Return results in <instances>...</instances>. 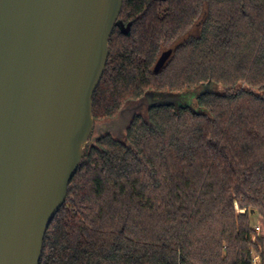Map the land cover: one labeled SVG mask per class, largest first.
<instances>
[{
    "label": "trees",
    "instance_id": "16d2710c",
    "mask_svg": "<svg viewBox=\"0 0 264 264\" xmlns=\"http://www.w3.org/2000/svg\"><path fill=\"white\" fill-rule=\"evenodd\" d=\"M109 48L41 264H264V0H124Z\"/></svg>",
    "mask_w": 264,
    "mask_h": 264
},
{
    "label": "water",
    "instance_id": "95a60500",
    "mask_svg": "<svg viewBox=\"0 0 264 264\" xmlns=\"http://www.w3.org/2000/svg\"><path fill=\"white\" fill-rule=\"evenodd\" d=\"M123 3L0 0V264L42 262L47 231L95 141L93 99Z\"/></svg>",
    "mask_w": 264,
    "mask_h": 264
},
{
    "label": "rangeland",
    "instance_id": "374dc122",
    "mask_svg": "<svg viewBox=\"0 0 264 264\" xmlns=\"http://www.w3.org/2000/svg\"><path fill=\"white\" fill-rule=\"evenodd\" d=\"M204 88L203 87H200L198 89H196L194 92L188 94V95H177V94H174V95H177V100H175L174 102L176 104H181V105H189L191 107H193L194 109H198V105H197V95L200 94V91ZM210 90L212 91H220V92H223L224 89L223 87L221 86H215V85H210ZM166 94L164 93H160L158 94L157 96H154L155 97V100H162L164 99ZM135 107V106H134ZM133 107V108H134ZM147 107V103H143L142 106L140 107L139 110H145V108ZM132 112H128L125 114V117H120L118 118L117 121H115L116 123H114V121L112 122H107L106 124H104V127L106 129H108V131L114 135L115 137L117 138H123L124 137V133H125V126H120L121 123H123V121L126 119L128 121V119H130V114ZM120 123V124H119ZM98 127V125L96 126V128ZM95 129V128H94ZM95 131H93V134H92V137L93 135L95 136L94 134Z\"/></svg>",
    "mask_w": 264,
    "mask_h": 264
},
{
    "label": "flooded vegetation",
    "instance_id": "af4514ba",
    "mask_svg": "<svg viewBox=\"0 0 264 264\" xmlns=\"http://www.w3.org/2000/svg\"><path fill=\"white\" fill-rule=\"evenodd\" d=\"M153 101H155V97H153ZM124 122H125V121H124ZM119 124H120V123H119ZM121 125H123V123H121L120 126H121ZM94 128H95V129H94V131H95V130H96V127H94ZM104 129H105V128H103V127H102V128H98L99 132H104Z\"/></svg>",
    "mask_w": 264,
    "mask_h": 264
},
{
    "label": "built area",
    "instance_id": "2783aa9c",
    "mask_svg": "<svg viewBox=\"0 0 264 264\" xmlns=\"http://www.w3.org/2000/svg\"><path fill=\"white\" fill-rule=\"evenodd\" d=\"M241 211H242V212H245V210H241ZM256 230H257V231H260V227L257 226V227H256ZM254 262H255V264L258 263V259H257V257L255 258Z\"/></svg>",
    "mask_w": 264,
    "mask_h": 264
}]
</instances>
